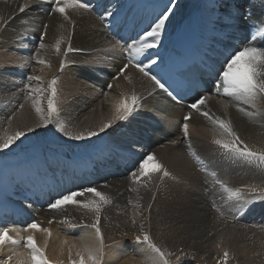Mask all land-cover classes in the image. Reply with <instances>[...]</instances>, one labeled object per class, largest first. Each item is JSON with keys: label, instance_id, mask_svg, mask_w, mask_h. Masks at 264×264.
I'll list each match as a JSON object with an SVG mask.
<instances>
[{"label": "bare ground", "instance_id": "obj_1", "mask_svg": "<svg viewBox=\"0 0 264 264\" xmlns=\"http://www.w3.org/2000/svg\"><path fill=\"white\" fill-rule=\"evenodd\" d=\"M24 2L25 0H0V14L6 18L5 22L7 23L11 20V16L17 17L0 34V134L5 129L10 132L15 130L26 131L28 127L34 126L36 123L37 117L31 108L30 101H26L24 95L20 92V89L24 87L26 77L34 69V74L42 75L45 80H50L53 76L59 77L56 85L58 90L56 102L60 109L59 118L66 122L69 131H98L101 123L106 122L112 115V99L119 98L121 92L130 94L134 88L145 99L142 101L143 107L134 113L129 121H118L112 128L106 130L104 133H100L96 137H92L90 140H71L57 131L54 125H49L47 128L40 127L33 132H26V137H22L20 141H17L15 145H12L8 149L0 150V154L2 156L13 155L25 149L40 146L41 152L39 155L36 154L37 156L34 159L32 167L33 170L37 171V175L31 176V179L34 181L40 180L38 179L40 176L46 181L55 179L58 170L64 168L67 162L75 159L81 162L83 167L87 169L85 175L77 171L82 168L77 165L73 167L72 171L58 173L57 177L59 181H62V178L66 177L67 174L73 175L76 178L84 177L87 181L82 187H96L99 191L112 198V204L105 206L101 213L100 225L104 233L105 243L109 245L105 257L107 264H127L129 258L133 256L137 260L142 258L140 254L143 251L138 246L132 249L133 253L129 252V246L135 244L133 238L137 234V229H133L129 222L126 224L124 216L129 213V215H132L133 211H135L133 205L137 202V193L129 191V188L133 185H131V181L128 178V173L133 169L134 162L138 161L148 152H154L156 158L181 181V183L177 184L175 181L166 179L163 184H160L159 180L154 178L150 189L140 188L139 196L142 199L139 200V203L144 206L145 216L148 215L147 205L153 202L150 225L152 237L158 245L164 247L174 246L170 251L182 257L181 264H189L186 262L188 259H193L191 264H195L198 262V258L200 262H204L205 259H209L210 262V257H202L205 253H209L206 243L210 240L214 243L219 242L223 246V249H227L229 252L232 250L234 252L238 248L240 250H245L246 248V250H250L253 254H260L264 258V235L256 234L252 238H249L250 242H246V236L241 237L235 231L236 227L231 223L233 221L231 212L225 210V218L217 219V214L211 208V201L215 199L218 204L223 206L218 194L208 199L210 202L208 205L200 203L201 194L204 191L203 188H198L201 186L200 177H208V183L203 185L204 188L205 186L211 187L213 178L208 174V171L201 170L195 159H188L185 156L186 154L189 155V153L180 132V124L182 123L184 113L183 108L172 104L159 90H157L155 95L148 96V90L151 87L150 82L146 79L142 80L140 74L130 67L127 69V73L133 77L131 85L128 84L122 75L119 76V79H113L114 75L119 74V70L123 66L120 46L117 44L113 47L110 41H114V39L106 35L99 24V20L94 17L93 13L73 17L76 20V26L72 35V46L74 48L85 49V51L69 53L67 57L69 63L61 72L59 70V62L63 57H57L54 50L49 49L47 58L51 60L52 67H45L43 73H41L40 68L43 66L36 64L35 60H30L38 47L39 31L31 34L23 42H17L16 31L21 27L20 18L28 19L30 21L29 26L35 29L42 30V23H47L49 27L44 39L45 43L50 45L54 43L57 36L63 30L59 28L60 20L58 16L51 18L46 16L48 4L42 5L45 11L40 12L38 14L39 18L33 21V17L37 15L34 6L32 10L25 13L18 12V7ZM172 8L173 13L170 16V21L166 24L164 33H162L160 44L169 38L173 27L180 19L197 8V1L178 0ZM113 18L114 16L110 19L112 20ZM65 29L72 30L70 25H65ZM240 47L241 45H238L237 48L239 49ZM29 60L30 63L25 65V61ZM14 65H16L15 67L27 68L29 70L27 72L24 70L21 73L19 71L12 72L13 70L10 71L9 69H13ZM108 83H111L113 87L109 89L110 91L107 93V96L105 93L104 96L101 95V97H104V101L94 99V90L97 88L98 92L101 93V90L106 89ZM85 86L88 87L86 88ZM81 88H84V95H77L78 90ZM90 88L93 90L91 91ZM220 99L223 98L210 97L209 107L212 112L224 116L225 114L221 106L217 103ZM19 104H24V108L19 109ZM241 106L248 108L250 111L252 110L248 105L241 103ZM261 109L264 110V105L261 106ZM13 113H15V117L12 119L11 127H9L8 119L13 116ZM226 118L232 119L242 139L249 146H264V128L260 124L250 122L234 108L228 110ZM155 119L160 124H153L152 122H155ZM134 122L142 127H146V123H149L148 126L150 127L145 128L147 134L142 135L141 133L144 132L141 131L139 126L137 128V125L133 124ZM190 125V132L193 133L191 135L192 147L196 152L199 149L203 155L198 153L197 155L200 158H204L203 160L206 163L210 161L208 163L209 171L215 170L220 179L229 182L228 184L233 187L256 184L255 178L257 177H263L264 179V171L254 166L246 173L248 175L246 178L237 176V172L234 171V164L223 158L222 153L216 145L212 142L209 143V141L208 145L201 143V138L212 140L211 131L214 132L212 125L202 116L194 113ZM123 128L124 132H135L138 134V137L119 132ZM148 132L151 134H148ZM172 140H178V143L176 145L172 143L171 145L166 144ZM132 141L138 142L135 145V154L129 153L126 150ZM193 142L196 145H193ZM161 144L164 145L162 150L157 149L156 147ZM183 152H186V154L183 155ZM48 157L54 160L55 163L41 166ZM4 160L11 161L10 158H4L0 161V165H4L2 164ZM9 162L6 164H10ZM154 167L155 165L152 162L146 165L150 173H153ZM27 170H31V167L25 169L23 172L26 173ZM14 180L17 181L16 178ZM261 183L258 186H264V181ZM53 187L56 186L53 185ZM50 189H45L48 196L49 194H54L50 192ZM214 190H217L220 196L219 189ZM154 194L156 200L152 201ZM0 196L2 201L8 202L13 206H18L24 212L31 210L34 214V217L30 220L31 222L34 221L39 223L41 227L50 228L52 236L58 235L56 237V240H58L57 245L53 244L50 247L48 256L51 259H55L58 256L59 246L64 239L67 238L69 242H78V235H91L92 233L90 228H85L83 225L92 222L94 219L93 214L83 209L77 211L76 208L78 207L74 205L66 206L62 212H53L48 207L45 208V206L41 205L29 208L26 205L28 199L27 193L15 191L6 184H3L1 180ZM20 198L22 201H25L26 206L15 203V200L20 201ZM129 200L132 201V204H129ZM48 202H45V205H48ZM263 205L258 204L256 207ZM114 212H119L122 217H112L111 214L116 215ZM122 214L125 215L123 216ZM16 215L18 214L16 213ZM13 216V212H10L6 217H2L0 219V227L22 229L24 215L20 217V221L18 222L14 221L15 219H11ZM64 218H68L77 227L71 228L68 224L61 223L60 221ZM137 218L139 224L140 217L138 216ZM50 219L53 220L52 224L48 223ZM210 220H214L216 224V227L213 229V235L209 241L205 242L206 247H203L201 250H199V246L194 244L195 253L192 257L193 253L190 254L189 251L193 252V250L188 247L191 246L192 239L203 240L211 232V230H206ZM155 227H164V231H158ZM71 231L73 232L70 234ZM10 235L14 236L15 233H10ZM23 235L26 236L27 233H23ZM38 236L39 238L36 236L37 243L42 244L44 236ZM9 248L7 246L4 250V258L11 254L12 251H25L22 245L8 251ZM185 253L187 255H184ZM243 257L248 258L247 254H244ZM63 259L67 262V254L64 255ZM172 259L175 262V257ZM217 260L212 257V261L209 264H216ZM183 261L185 262L183 263Z\"/></svg>", "mask_w": 264, "mask_h": 264}, {"label": "snow or ice", "instance_id": "obj_2", "mask_svg": "<svg viewBox=\"0 0 264 264\" xmlns=\"http://www.w3.org/2000/svg\"><path fill=\"white\" fill-rule=\"evenodd\" d=\"M169 3H171V0H169ZM169 3H166L160 9L152 25L133 38L131 43L128 41L120 43L118 40L110 41L113 47L119 44L127 56V62L113 79H119V76L122 75L131 85L133 77L127 73V69L129 67L134 68L140 74L142 80L146 79L150 82L151 87L148 90V96L155 95L159 90L175 104H184V95L177 92L163 77L153 73L152 66L157 64V60L152 57L149 51L156 49L161 43L162 33H164L166 24L170 21V16L173 13V8L169 6ZM44 4H48L46 16L49 18L58 16L60 20L59 28L63 30L54 43L51 45L45 43L44 38L49 27L47 23H42V30L35 29L31 28L29 26L30 21L24 18H20L21 27L16 31V39L17 42H23L31 34L39 31L38 47L30 60H35L36 64L43 66L40 68L41 73H43L45 67H52L51 60L47 56L49 49H53L57 57H63L59 62V70L62 72L69 63L67 59L69 53L85 51V49L72 46V35L76 26V20L73 17L94 13L97 6L91 4L90 0H25L18 7V12L25 13L32 10L34 6L37 13L33 17L34 21L39 18L38 14L40 12L45 11L42 7ZM99 7H103V11L99 16L102 24L106 17L115 15L114 11L108 7L103 5ZM216 7L220 10L217 20L222 27L227 26L237 31H243L242 25L247 26L246 43L242 48L228 51L224 55L223 61L217 62L220 66L215 69L210 68L208 72V75L212 76L211 95L226 98L217 101L225 115L221 116L212 112L209 107L210 96L208 90L203 89L204 94L201 95L199 93L202 90L197 85L196 94L184 105L187 112L182 117L180 132L187 145L189 155L196 160L201 170L208 171V174L213 178L211 188H205V191L212 194H214V189L218 188L220 191L219 199L223 206L218 204L215 199L211 201V208L217 214V219L225 218V208H227L232 213V219L237 220L254 211L258 204H264V186L248 184L233 187L220 179L215 170L209 171V164L201 159L192 147L190 121L193 118V113H196L212 125L214 132L218 134L213 136L212 143L217 146L225 160L234 164L242 162L264 171V146H249L242 139L232 119L226 118L228 110L234 108L250 122L258 123L264 128V110L261 109V106L264 105V0H246L243 5L239 0H221ZM15 19H17L16 16H11V20L6 23V18L0 14V34ZM257 20L259 23H257ZM65 25H70L72 30L65 29ZM141 57H144V59H140ZM30 60L25 61V65L29 64ZM34 73L35 69L33 74L26 77V82L20 92L24 95L26 101H30L31 108L37 117L36 123L34 126L28 127L26 131L15 130L10 132L5 129L0 134V150L15 145L22 137H26V132H33L40 127L47 128L49 125H54L57 131L71 140H90L92 137H96L112 128L118 121H129L133 114L143 107L142 101L145 97L133 88L130 94L121 92L119 98L112 99V115L106 122L101 123L98 131H69L66 122L59 118L60 109L56 102L58 92L56 85L59 77L53 76L51 80H45L42 75H35ZM107 87L111 89L113 85L108 84ZM105 95L107 96V93ZM241 103L248 105L252 110L242 107ZM24 106V104H19L18 108L23 109ZM14 117L15 113L12 117H9V127H11ZM137 143V141L130 142L126 150L135 154ZM170 143L176 144L178 140H172ZM149 162L155 165L153 173H150L146 168ZM128 178L131 185H133L129 188V191L137 193V202L133 205L135 211H133L130 221L131 227L137 229V234L133 238L134 243L136 245H146L147 251L140 254L142 258L139 260L135 256L129 258L127 264H181L182 257L166 247L158 245L150 231L145 227V220L150 221L151 219L153 204L149 203L147 205L148 215L145 216L144 206L139 203V200L142 199L139 196L140 188L150 189L154 178L158 179L160 184H163L166 179L175 181L177 184L181 181L156 158L154 152H148L134 162V167L129 171ZM204 183L207 184L208 181L205 180ZM155 200L156 196L154 194L152 201ZM111 204L112 198L96 187H81L77 190L58 193L55 197L50 198L47 205L48 209L53 212H62L66 206L74 205L92 213L94 217L92 222L83 225L85 228L92 229V234L81 235L78 242H69L67 238L64 239L59 246L58 256L51 259L46 252L49 237L52 236L50 228L41 227L37 222H31L22 229L0 227V254L4 252L8 245L14 248L22 245L25 249L23 252L12 251L6 258H0V264H13V261H15V264H65L63 259L65 252L67 254V264H107L105 257L109 245L105 243L104 233L100 225L101 213L105 206ZM129 204H132L131 200H129ZM138 216L140 217L139 224L137 221ZM60 222L68 224L71 228L77 227L68 218H64ZM48 223L52 224L53 220L50 219ZM37 232L44 234L42 244L37 243L35 237ZM10 233H15V235H10ZM23 233H27V235L25 236ZM217 247L219 248L220 245L217 244ZM173 257H175V262L172 259ZM229 259V251L223 249L222 256L218 257V264H228Z\"/></svg>", "mask_w": 264, "mask_h": 264}, {"label": "rangeland", "instance_id": "obj_3", "mask_svg": "<svg viewBox=\"0 0 264 264\" xmlns=\"http://www.w3.org/2000/svg\"><path fill=\"white\" fill-rule=\"evenodd\" d=\"M16 65H14L13 66V69H9L10 71H12V72H14V71H19L20 73L21 72H23L24 70H25V72H27V70H29V69H27V68H25V69H23V68H18V67H15ZM18 69V70H17ZM114 71V70H113ZM29 74H33V71H31ZM52 79V78H51ZM50 79V80H51ZM86 88L88 87V86H85ZM91 89V88H90ZM93 89H91V91H92ZM95 91V94H93V98L94 99H97V101H104V97H101V95H103L104 96V93H109V89L107 90V88L105 89V90H101V93L100 92H98V90H97V88H96V90H94ZM77 95H84V88H81L80 90H78V93H77ZM159 121H157L156 119H155V122H152L153 124H160V123H158ZM137 128H138V126H139V124H137L136 122H134L133 123ZM143 127H145V126H143ZM142 126H139V128L141 129V131L143 132V131H145V128H143ZM147 131V130H146ZM119 132H121V133H123V134H129V135H133V136H136V137H138V134H136L135 132H132V131H130V132H122L121 131V129L119 130ZM132 132V133H131ZM211 133H212V137L214 136V135H218L217 133H215V132H213V131H211ZM142 135H146L147 133L145 132V133H141ZM148 134H151V133H149L148 132ZM191 135H193V133L191 132ZM208 141H209V143H211L212 142V140H208V139H205V138H201V143H203L204 145H208L209 143H208ZM193 145H196L195 144V142H193ZM157 149H161L162 150V148H159V146H157L156 147ZM33 150H35L36 152H37V154L39 153L40 154V152H41V147L40 146H38V147H33V148H28V149H25V150H23L22 152H17L16 154H11V155H7V156H2L1 154H0V161L2 160V159H8V158H10L11 159V161L9 162L8 160H4V163H2V164H4V165H0V180L2 181V183L3 184H6L7 186H9L11 189H15V190H20L21 189V186H20V182H19V180H20V177H19V175H18V171H17V169L16 168H14V165L15 164H17L18 162L20 163V165L21 166H23L22 165V162H25V161H27V160H30V158L29 157H31V158H34L35 156H36V154L35 153H33ZM46 153H47V151H46ZM196 153H198V154H200V155H203L200 151H199V149H197V152ZM38 154V155H39ZM18 155H20L19 157H17ZM21 157V158H20ZM13 159V160H12ZM15 159V160H14ZM202 159H204V158H202ZM7 162H9L10 164H6ZM207 163H210V161H208ZM234 164V163H233ZM19 168H20V166H18ZM252 168V166H249V165H244V164H242V163H235L234 164V171H236L237 172V176H240V177H243V178H246L248 175H246V173L248 172V171H250V169ZM25 169H27V165H26V168L25 167H23V169H22V173L23 174H26V173H24L23 171H25ZM260 176H262L261 174H260ZM17 179V181H15L14 179ZM40 180H38V182H37V184H39L41 181L43 182L44 180L43 179H41V178H39ZM205 180H208V177H205V176H202V177H200V182H201V186H199L198 188H203V194H201L202 196H201V198H200V203L201 204H205V205H208L210 202L208 201V199H210V198H212V197H214L215 195H217L218 194V197H219V192L217 191V190H213V192H214V194H212V193H210V192H206L205 191V188H211L210 186H205V188H204V181ZM240 180H242V179H240ZM263 182L264 181V179H263V177L262 178H259V177H257V178H255V182H256V184L257 185H261L262 183L260 182ZM32 181V180H31ZM14 182V183H13ZM227 182V181H226ZM227 183H229V182H227ZM15 184V185H14ZM264 184V183H263ZM191 199H193V198H191ZM217 201H218V199H217ZM152 204H153V202H152ZM77 209V211L79 210H81V208H76ZM84 210V209H83ZM225 210H227V208H225ZM85 211V210H84ZM115 213V212H114ZM116 215H113V214H111L112 215V217L114 216V217H118V216H120V217H122L121 215H120V213L119 212H116L115 213ZM130 214V213H129ZM129 214H126V216H124L125 214H122L125 218H124V221H125V223L127 224V222H129L130 223V221H131V217H132V215H129ZM109 217H111V216H109ZM108 217V218H109ZM243 218H245V219H243ZM138 219V218H137ZM150 221H151V219H150ZM150 221L149 220H145V227H146V229L147 230H149L150 231V233H151V235L153 236V234H152V232H151V225H150ZM28 223L29 222H31V221H27ZM231 223L233 224V225H235V227H236V229H235V231L237 232V234L238 235H240L241 237H244V236H246V242H250V240H249V238H252L253 236H255L256 234H262V235H264V205L263 206H260V207H255V210L254 211H251V212H249V213H247L246 215H244L243 217H241L240 219H237V220H233V221H231ZM131 224V223H130ZM26 227V226H25ZM216 227V224H215V221L214 220H210V222L208 223V225H207V229L206 230H211V232H209V233H211V234H207V236H205V238L203 239V240H201V239H197V238H195V239H192V241H191V246L190 247H188V248H190V249H192L193 250V252L192 251H189V253L190 254H192L193 253V255H192V257L194 256V249H195V245H197V246H199L200 247V249L199 250H201V249H203V247H206V245H207V248H208V250H209V253L207 252V253H205L204 254V256H202L203 258H207V257H210V262H209V259H205V261L204 262H200V259L198 258V262H196L197 264H209V263H211V261H212V257L214 258V259H218V257L219 256H222V250H223V246L218 242V243H214V242H212L211 240H210V238L212 237V235H213V232H214V228ZM24 228V227H23ZM155 229L156 230H160L161 232H163L164 231V227H160V228H157V227H155ZM92 230V229H91ZM73 231H71L70 232V234L72 233ZM172 233V232H171ZM73 234H75V233H73ZM92 234V233H91ZM38 235H42V236H44V234L43 233H35V237L37 236L38 238H39V236ZM169 235V234H168ZM171 235H173V234H171ZM58 235H54V236H51V237H49V244H48V248L46 249V252H47V255H49V252H50V247H51V245H53V244H55V245H57V241L58 240H56V237H57ZM79 236H81V234L80 235H78V238H79ZM174 236H175V234H174ZM77 238V237H76ZM55 239V240H54ZM189 240V239H188ZM210 240V241H209ZM56 241V242H55ZM206 241H209V242H207L206 243V245H205V242ZM52 242V243H51ZM55 242V243H54ZM214 243V244H213ZM39 244V243H38ZM195 244V245H194ZM217 244H219L220 245V247L218 248L217 247ZM133 246V247H132ZM132 246H129V252L130 253H133V250L132 249H134V247H136V246H138V247H140V249H141V251H146L147 250V246L146 245H133L132 244ZM162 246V245H161ZM7 247V246H6ZM8 247H10L9 249H8V251L9 250H12V248H14L13 246H11V245H8ZM164 247V246H163ZM174 247V246H173ZM173 247H167L166 246V248L168 249V250H171ZM137 248V247H136ZM146 248V249H145ZM245 248V247H244ZM178 250H179V248H178ZM244 250V249H243ZM242 249L240 250L239 248L238 249H236L234 252H233V250L232 251H230L229 253H230V259H229V261H228V264H246V263H250V264H264V258L263 257H261L260 256V254L258 255V254H253L250 250H246V248H245V250L243 251ZM229 251V250H228ZM199 253H200V251H199ZM232 253V254H231ZM249 253V254H248ZM3 254V255H2ZM2 254H0L1 256H0V258H4V253H2ZM189 254V255H190ZM244 254H247V256H248V258L246 259V258H244L243 257V255ZM65 255H66V253H65ZM3 256V257H2ZM66 258V257H65ZM253 258V259H252ZM263 260V261H262ZM237 261V262H236ZM185 261H183V263H184ZM186 262L187 263H189V264H191L192 262H193V259H188V260H186ZM257 262V263H256ZM66 264H67V262H65ZM182 263V262H181ZM195 263V264H196ZM13 264H15V261H13ZM215 264V263H214ZM216 264H218V260H217V262H216Z\"/></svg>", "mask_w": 264, "mask_h": 264}]
</instances>
